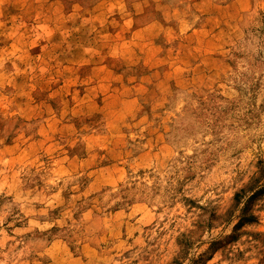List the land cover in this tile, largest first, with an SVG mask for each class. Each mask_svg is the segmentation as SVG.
<instances>
[{
	"label": "rangeland",
	"instance_id": "obj_1",
	"mask_svg": "<svg viewBox=\"0 0 264 264\" xmlns=\"http://www.w3.org/2000/svg\"><path fill=\"white\" fill-rule=\"evenodd\" d=\"M263 170L264 0H0V264H264Z\"/></svg>",
	"mask_w": 264,
	"mask_h": 264
},
{
	"label": "trees",
	"instance_id": "obj_2",
	"mask_svg": "<svg viewBox=\"0 0 264 264\" xmlns=\"http://www.w3.org/2000/svg\"><path fill=\"white\" fill-rule=\"evenodd\" d=\"M263 171H264V170H263ZM251 189H252V188H251ZM249 191H250V190H249ZM245 192H246V191H245ZM260 192H261V190H260ZM255 195H256V194H255ZM238 196H239V195H238ZM238 196H237V197H238ZM253 219H254V218H253Z\"/></svg>",
	"mask_w": 264,
	"mask_h": 264
}]
</instances>
